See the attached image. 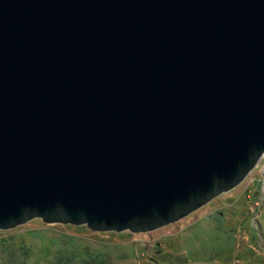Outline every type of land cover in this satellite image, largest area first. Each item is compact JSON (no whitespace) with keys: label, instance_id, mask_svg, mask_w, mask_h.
<instances>
[{"label":"water","instance_id":"water-1","mask_svg":"<svg viewBox=\"0 0 264 264\" xmlns=\"http://www.w3.org/2000/svg\"><path fill=\"white\" fill-rule=\"evenodd\" d=\"M264 154V0H0V231L149 233Z\"/></svg>","mask_w":264,"mask_h":264},{"label":"rangeland","instance_id":"rangeland-1","mask_svg":"<svg viewBox=\"0 0 264 264\" xmlns=\"http://www.w3.org/2000/svg\"><path fill=\"white\" fill-rule=\"evenodd\" d=\"M20 233L36 246L30 233L55 243L52 264H264V154L234 189L149 233L93 232L33 219L0 231V239ZM3 256L0 251V261Z\"/></svg>","mask_w":264,"mask_h":264},{"label":"trees","instance_id":"trees-1","mask_svg":"<svg viewBox=\"0 0 264 264\" xmlns=\"http://www.w3.org/2000/svg\"><path fill=\"white\" fill-rule=\"evenodd\" d=\"M30 236L39 240L40 245H37L38 247L34 243L27 242L25 235L22 233L15 237L10 236L8 239H0V251L4 253L0 261L1 264H31V259L52 264L50 255H52V247H56V244L51 240L45 241L44 238L32 233H30ZM184 263L185 260L183 259H180L179 263L176 262V264Z\"/></svg>","mask_w":264,"mask_h":264}]
</instances>
